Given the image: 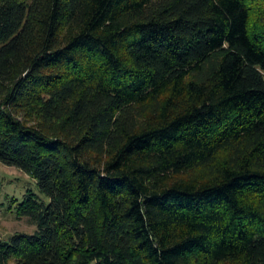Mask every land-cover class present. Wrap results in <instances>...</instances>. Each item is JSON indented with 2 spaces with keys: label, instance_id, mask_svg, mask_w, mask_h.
Instances as JSON below:
<instances>
[{
  "label": "trees",
  "instance_id": "trees-1",
  "mask_svg": "<svg viewBox=\"0 0 264 264\" xmlns=\"http://www.w3.org/2000/svg\"><path fill=\"white\" fill-rule=\"evenodd\" d=\"M0 161V264H264V0H0Z\"/></svg>",
  "mask_w": 264,
  "mask_h": 264
},
{
  "label": "rangeland",
  "instance_id": "rangeland-1",
  "mask_svg": "<svg viewBox=\"0 0 264 264\" xmlns=\"http://www.w3.org/2000/svg\"><path fill=\"white\" fill-rule=\"evenodd\" d=\"M30 191L49 203L37 182L17 167L0 161V240H8L17 233H34L36 226L28 218H20L18 206ZM17 202H14V200Z\"/></svg>",
  "mask_w": 264,
  "mask_h": 264
}]
</instances>
